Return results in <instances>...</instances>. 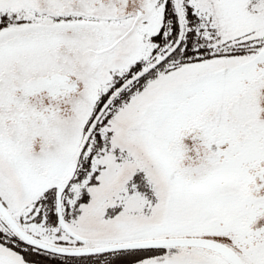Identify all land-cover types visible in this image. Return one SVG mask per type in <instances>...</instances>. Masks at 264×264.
<instances>
[{
	"label": "snow or ice",
	"instance_id": "snow-or-ice-1",
	"mask_svg": "<svg viewBox=\"0 0 264 264\" xmlns=\"http://www.w3.org/2000/svg\"><path fill=\"white\" fill-rule=\"evenodd\" d=\"M0 264H264V0H0Z\"/></svg>",
	"mask_w": 264,
	"mask_h": 264
}]
</instances>
